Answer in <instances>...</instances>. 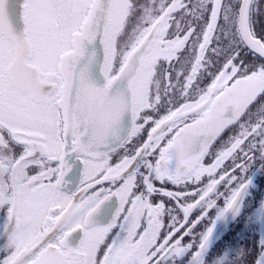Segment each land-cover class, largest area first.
<instances>
[{
	"label": "snow or ice",
	"instance_id": "snow-or-ice-1",
	"mask_svg": "<svg viewBox=\"0 0 264 264\" xmlns=\"http://www.w3.org/2000/svg\"><path fill=\"white\" fill-rule=\"evenodd\" d=\"M257 156L264 0H0V264L198 260Z\"/></svg>",
	"mask_w": 264,
	"mask_h": 264
},
{
	"label": "flooded vegetation",
	"instance_id": "flooded-vegetation-1",
	"mask_svg": "<svg viewBox=\"0 0 264 264\" xmlns=\"http://www.w3.org/2000/svg\"><path fill=\"white\" fill-rule=\"evenodd\" d=\"M245 179L249 183L237 207L219 218L213 213V231L199 259L194 261L188 253L176 264H255L264 251V158L257 156L250 163ZM78 239L74 234L73 242Z\"/></svg>",
	"mask_w": 264,
	"mask_h": 264
},
{
	"label": "water",
	"instance_id": "water-1",
	"mask_svg": "<svg viewBox=\"0 0 264 264\" xmlns=\"http://www.w3.org/2000/svg\"><path fill=\"white\" fill-rule=\"evenodd\" d=\"M264 252V251H263ZM260 259L262 260V261H264V256H260Z\"/></svg>",
	"mask_w": 264,
	"mask_h": 264
}]
</instances>
